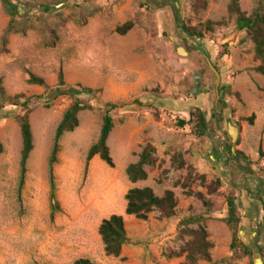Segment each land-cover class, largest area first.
<instances>
[{
    "label": "rangeland",
    "instance_id": "obj_1",
    "mask_svg": "<svg viewBox=\"0 0 264 264\" xmlns=\"http://www.w3.org/2000/svg\"><path fill=\"white\" fill-rule=\"evenodd\" d=\"M5 1L29 15L16 18L10 33L12 17ZM24 1L0 0V81L6 94L0 97V264H73L79 259L95 264H182L184 258L166 256L184 244L177 219L203 215L205 208L178 187L187 170L175 169L176 155L190 164L196 143L224 140L232 183L250 178L264 183V77L254 72L259 62L253 44L228 15L229 0ZM240 3L244 12L252 13V0ZM129 22L133 28L119 35L116 29ZM210 23L213 31L207 32ZM184 27L201 30L203 37H190ZM179 48L187 55L178 54ZM206 57L221 75L219 88ZM61 71L68 87L102 94L98 100L82 98L94 109L81 113L80 127L61 141L55 167L61 211L53 217L49 158L57 127L73 100L61 97L47 107L41 99L46 88L28 81L31 73L57 88ZM201 71L199 93L192 95ZM15 96L24 97L13 103ZM106 103L122 106L112 113L115 127L108 142L114 168L99 157L87 161L100 135ZM200 113L208 125L204 135L196 131ZM25 114L34 151L21 187L23 143L17 117ZM228 120L237 131L235 143ZM162 122L164 133L158 134L156 124ZM156 140L157 163L147 168L148 180L130 183L125 163L138 160L143 148ZM240 166L252 174L241 173ZM213 181L207 179L206 184ZM225 185L222 180L221 188ZM205 186L196 180L191 188L207 195ZM135 187H151L157 195L174 188L178 217L165 224L157 213L147 222L125 216L126 195ZM228 192L212 201L223 206L234 195ZM112 215L125 216L130 238L120 259L106 256L99 235L102 221Z\"/></svg>",
    "mask_w": 264,
    "mask_h": 264
},
{
    "label": "trees",
    "instance_id": "obj_2",
    "mask_svg": "<svg viewBox=\"0 0 264 264\" xmlns=\"http://www.w3.org/2000/svg\"><path fill=\"white\" fill-rule=\"evenodd\" d=\"M253 11L251 14H247L242 10L240 0H229L228 15L230 18L235 19L236 28L240 32H244L248 40L253 44L254 53L259 66L254 69V72L261 77H264V0H252ZM7 13L12 17L11 25L8 32L15 31V25L17 24L16 18L22 20L29 17V15H21L15 6L9 5L8 2H4ZM49 11V10H48ZM221 23L215 24L220 26ZM211 23L206 28L207 32H212ZM133 23L129 22L116 29V32L125 36L132 28ZM184 31L190 37H203L201 30L196 28H186ZM216 67V66H215ZM217 68V67H216ZM218 70V68H217ZM29 84L46 88L45 95L41 97L45 101L47 107H51L61 97H69L73 100V103L65 111L61 122L59 123L53 147L51 150L48 174L51 188L50 200L52 216L61 211L60 203L57 199V185L55 178V167L59 163V154L62 146L61 141L66 134L75 132L80 127V115L85 111L93 110V106L85 102L82 98L90 100H98L102 94L101 90H94L83 86L68 87L64 80V74L61 71L59 74V85L57 88H49L46 81L34 74H29ZM264 93V89L261 90ZM6 96L0 81V97ZM24 96H15L11 101L17 103ZM30 99H26L25 105H28ZM15 104L14 106H17ZM120 105L106 103L103 104L101 110H103V124L100 131V135L96 143H94L87 156V161L90 162L93 158L99 157L106 165L114 168V160L111 156V151L108 145L111 133L114 130L115 122L112 113L119 109ZM18 123L21 129V137L23 148L21 152V175L20 185L24 186L27 176V165L32 152L34 151V137L32 132L31 123L28 114L17 117ZM198 125L196 128L197 134L204 135L208 129L207 120L203 113L199 114ZM253 123L254 119L248 120ZM185 123H182V127H185ZM230 151V150H229ZM156 148L152 144H147L141 154L139 155V161L135 164H131L126 169V175L130 183L136 184L138 182L146 181L148 179L147 167L155 166L157 163ZM1 153V150H0ZM231 154V151H230ZM237 156L244 157L241 152H237ZM174 163H178L175 167L176 170H187V175L183 182L178 183L184 191L187 197H193L202 202L205 208V215L202 216H190L181 222V229L179 231V240L183 241V246L179 250H173L166 256L168 259H181L184 258L182 264H199L200 262H212L211 250L213 249V243L210 241L209 233L205 227V223L208 220V216L213 209V196L219 194V190L222 186V181L217 179L210 184L207 183V177L197 173L193 166L188 165L181 154L176 155L173 158ZM239 170L246 174H251V170L244 167H239ZM201 181L202 185H206L208 194L205 195L201 192H196L191 188V185L196 181ZM127 206L125 210V216L134 217L139 221L147 222L150 216L154 213L159 215L160 221L172 219L178 214V200L174 191L167 190L163 196H158L154 190L150 187L145 188H132L126 195ZM227 205L229 209L228 217L225 220L231 230L233 231L234 238L231 245L232 250L235 252L233 257L229 260H223L221 263H228L234 259H241L238 255V251H242L244 257H251V252L242 246L238 240V226L240 219L238 217L237 198L235 195H230L227 198ZM123 215H112L109 219L102 221L99 227V235L102 239L104 251L107 257L120 259L123 253V249L130 243L128 231L126 227V220ZM196 227V228H192ZM188 239V240H186ZM73 264H95L89 259H79ZM121 264V263H119ZM250 264H253L251 261Z\"/></svg>",
    "mask_w": 264,
    "mask_h": 264
},
{
    "label": "crops",
    "instance_id": "obj_3",
    "mask_svg": "<svg viewBox=\"0 0 264 264\" xmlns=\"http://www.w3.org/2000/svg\"><path fill=\"white\" fill-rule=\"evenodd\" d=\"M156 126L158 127H156L158 134H163L164 130H162V127H165L163 122L156 124ZM159 142L160 141L157 140L151 142L156 148V151ZM196 144L198 147L194 153V157L192 158L191 163L187 164L193 166L198 174L206 176L210 181L216 179H220L221 181L224 180L226 184L225 188H221L219 193H225L228 191V193L234 192V195L237 198L238 217L240 219V224L238 226V240L243 247L251 252V257H244L242 251L239 250L238 255L241 256V259H234L232 261L233 264H250L251 261L253 264H264V183L255 178L245 180L242 184L240 181L232 183L231 174L228 172L227 163L229 162V157L224 149L226 144L224 140L219 141L215 138H211L210 141L204 143L199 141ZM261 149L264 152V140ZM231 154L232 156H236L234 155V152H231ZM243 155L244 157H246V155L248 157L247 153H243ZM138 161L139 158L138 160H132L125 163V170L129 165L135 164ZM147 168L146 171L148 173ZM167 190L174 191V188ZM158 196L161 197L163 195ZM228 213L229 209L227 203L220 207L217 201L213 202V209L211 213L206 216L208 220L205 223V227L210 236V241L213 243V249L211 250L212 262L209 263L203 261L199 264H228L221 262L233 257L235 252L232 250L231 245L233 243L234 234L225 221L228 217ZM178 215L179 210L176 217L167 220L165 219L163 222L168 224L169 222L174 221ZM191 215L196 216L195 214ZM191 215L188 214V216L178 218L177 224H181V222ZM203 215H205V211Z\"/></svg>",
    "mask_w": 264,
    "mask_h": 264
},
{
    "label": "water",
    "instance_id": "obj_4",
    "mask_svg": "<svg viewBox=\"0 0 264 264\" xmlns=\"http://www.w3.org/2000/svg\"><path fill=\"white\" fill-rule=\"evenodd\" d=\"M20 2H25L24 0H18ZM175 5L177 8H180L179 3L175 2ZM178 54L180 55H187V52L185 51L184 48H179L178 49ZM208 66L210 68V70L214 73L216 79H217V88H219L220 84H221V75L219 73V71L217 70V68L212 64L211 60L206 57ZM204 75V71H201L199 75L195 76V86L192 89V95H197L199 93L200 87H201V82L200 79L203 77ZM219 92V91H218ZM228 132L230 134V136L232 137V141L235 143V140L237 139V131L236 128L233 126L231 120H228Z\"/></svg>",
    "mask_w": 264,
    "mask_h": 264
}]
</instances>
